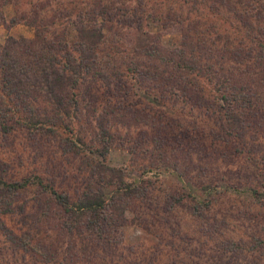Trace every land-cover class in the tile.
I'll return each mask as SVG.
<instances>
[{
    "label": "rangeland",
    "instance_id": "rangeland-1",
    "mask_svg": "<svg viewBox=\"0 0 264 264\" xmlns=\"http://www.w3.org/2000/svg\"><path fill=\"white\" fill-rule=\"evenodd\" d=\"M95 1L0 0V55L35 83L56 59L47 46L65 48L38 30H64L75 54L91 53L98 37L89 44L84 26L95 24ZM139 1L125 24L117 9L129 0H108L114 20L99 18L77 99L61 95L68 81L50 84L75 113L38 96L42 128L0 127V178L21 184L0 196V264H264L262 67L242 44L264 36V0H205L213 12L202 0L182 10L178 0ZM190 30L198 74L225 80L223 92L175 63L182 48L196 65L182 46ZM101 191L105 206L86 205Z\"/></svg>",
    "mask_w": 264,
    "mask_h": 264
},
{
    "label": "trees",
    "instance_id": "trees-1",
    "mask_svg": "<svg viewBox=\"0 0 264 264\" xmlns=\"http://www.w3.org/2000/svg\"><path fill=\"white\" fill-rule=\"evenodd\" d=\"M93 1V0H90ZM140 2L139 0H135V1H131L129 0V2L124 5V7L122 8H118L117 10H120V14L118 12H116V14H119L120 19L122 18V22L125 21L126 24V19L123 15V13H127L129 9L126 8H133L131 7L132 4L135 6L138 2ZM143 1V0H141ZM146 1V0H144ZM152 1V0H150ZM191 0H182V2H179L178 0V4H179V9L182 10L184 4H188ZM162 2L166 3L165 0H162ZM200 2V1H199ZM85 3V2H84ZM111 3H108V0H96L95 1V5H93V9L95 14V24H91L89 27L88 26H84V28L86 30L88 29H92V32L89 33V37H86V39H89V44H91L94 39V37H98V41L97 43L100 41V39H102L103 37V33H102V28L104 27L102 22L99 20L100 16L103 19H106V17L108 16V10L109 8H113L112 5H110ZM89 4H77L75 6V9H77L78 11L80 10L81 12H79L77 15L81 16L82 14H87L89 12V9H87L85 12H83L84 7L87 6ZM201 6H206L210 8V12H213L214 7L211 6V4L205 0H202L200 2ZM133 10V9H131ZM122 14V15H121ZM97 16V18H96ZM111 21L114 20V17L112 15L109 14L108 16ZM27 18V17H26ZM80 18V17H79ZM140 18V17H137ZM151 18H153L151 16ZM81 19V18H80ZM82 20V19H81ZM146 20V19H145ZM84 21V20H82ZM38 22V21H37ZM128 23L130 21H127ZM136 21H133V24L135 25ZM36 23V22H34ZM230 23L229 19L227 18H221L220 19V25L221 24H227ZM54 24V22H53ZM232 24V23H231ZM44 25H46L44 23ZM219 25V26H220ZM64 26V25H63ZM101 27V29L99 28H95V27ZM138 29L142 28L140 27V25H138ZM48 28V27H44L43 29ZM42 30V29H40ZM40 30H38V36L42 37L43 41L45 42H50V39L54 41V43L58 44V46H62V49L59 53V51H56L55 48L52 49L50 47L47 46L46 52L47 54H49L51 57H49L48 59L50 61H53L55 58V61L50 62L49 65H45L43 69L41 70V80L40 81H36L35 83H31L29 81V76H23V72L21 71H25L24 67L21 66H17L14 65L13 63H10L7 59L6 56L4 55H0V127L4 130V129H8L9 125H14L16 122H19V127H16V132L18 130L21 131H30L31 133H33V131H37L38 129L42 128L44 124H46V119H42L41 113L39 112V110L37 109L35 102L37 100L36 97L38 96H44L47 98H50L52 100H54L57 106H59L60 108L64 109L66 113H75L76 109L78 108L77 106V102H71L67 99H65L63 96V102H60V95L57 93H54L55 89L50 87V84H57L60 83L59 78H62L64 81H68L66 83V85L64 86V91H62V94H65L67 91H71L70 94L72 95V101L77 99L79 94L78 92H74V89L77 88V84H78V79L80 76V72H77L76 70H82V69H90L91 67L87 66L89 61H94L96 59V53H95V49L97 47V43L94 46V48H92L91 53H87L84 52L87 48L84 49H80L76 54L74 53V51H72V49L69 48L68 45V40H67V36H64V30L62 32V34H57L55 33V30H52V34L49 33L47 34L46 29L44 30V32H41ZM39 31L41 32L39 34ZM95 31V32H93ZM191 34L193 35V40H191ZM77 35H75L76 37ZM83 35L80 34V37H82ZM184 37L186 39H190L191 43L190 45L186 42H183L182 46H186L188 47V51H189V60H191L192 62H196L195 66H189L188 65V61L185 58V49L182 50V48L180 50H178L177 56L178 58L175 60V63L177 64V66L179 67H187L190 70L186 71L187 74L188 72H195L196 74H198L200 72V68L199 67V62L202 61L201 57H199V55L197 54V46H196V41L194 40L195 38L198 37V35L193 31L191 32L188 31ZM57 41V42H56ZM64 41V44H62V42ZM195 41V42H194ZM88 42V41H87ZM242 44L246 47V48H250V50H254L256 52V56L252 57V61L254 63V65L256 63V61L258 60V65H261L262 70H261V74H262V91H264V36H262L261 34H255L253 35V38L250 41H247L246 39H244V35H243V41ZM35 45H38V41L35 42ZM89 46V45H88ZM83 52V53H81ZM59 54V56H57ZM81 54V55H80ZM250 57L247 58H251L252 56V52L249 51ZM64 60V62H61V59ZM56 60H59V62L61 63L62 68L60 70L57 69L56 66ZM242 61V58L240 60V62ZM257 65V66H258ZM212 66V65H210ZM73 68L75 71H73ZM211 68V67H210ZM212 69V68H211ZM210 69V70H211ZM71 71H73L71 73ZM21 72V73H19ZM136 72V71H135ZM133 72V73H135ZM206 73V72H205ZM198 74L199 77H203L202 78V83L204 84H208L209 87L212 88V92H223L225 87H227L225 85L224 82H226L225 80L222 81L220 80L219 83L215 85V81L214 79H212L210 77V74ZM160 76V77H159ZM158 76L159 79V83L161 82V84H168L169 83V77L166 75L162 74ZM93 78H97L96 75H93ZM162 78V79H161ZM227 79V77H226ZM163 82V83H162ZM47 85V87H45L44 85ZM29 87H33V90H30ZM68 87V88H66ZM76 90V89H75ZM211 92V94H213ZM67 94V93H66ZM234 94V93H233ZM69 95V94H68ZM224 97V96H223ZM151 109V108H150ZM21 123V124H20ZM150 172V171H148ZM161 170L159 171L158 174H161ZM142 173L144 174L145 171L143 170ZM21 186L20 183L18 182H8L7 180H4L2 178H0V196L5 195L6 193L9 192H14L16 191L17 187L19 188ZM217 187H214V189ZM226 188H231V186H228ZM253 192L257 193L258 190L254 189ZM7 197V196H6ZM111 198V197H110ZM109 198V199H110ZM106 198V195L104 193V191H101L100 194L97 195H90L87 199L86 205L89 206H94L97 207L99 206H105L106 202H108V200ZM9 204V203H8ZM11 204V203H10ZM200 203L196 204V209H198ZM209 205V204H208ZM6 206H8L6 204ZM5 210L10 211V208H5ZM193 211H191V213L193 214Z\"/></svg>",
    "mask_w": 264,
    "mask_h": 264
}]
</instances>
